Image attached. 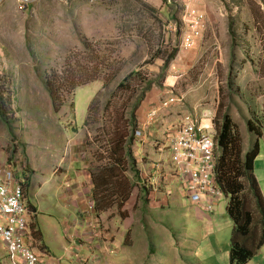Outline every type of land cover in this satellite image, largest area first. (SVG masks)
Returning a JSON list of instances; mask_svg holds the SVG:
<instances>
[{
    "label": "rangeland",
    "instance_id": "obj_1",
    "mask_svg": "<svg viewBox=\"0 0 264 264\" xmlns=\"http://www.w3.org/2000/svg\"><path fill=\"white\" fill-rule=\"evenodd\" d=\"M6 2L11 6L0 9V86L7 103L5 118L11 120L12 132L0 119V174L6 172L13 180L21 181L29 208L28 227L31 232L32 225L41 229L44 244L55 261L85 264L81 255L64 251L66 247H78L77 241L71 246L64 239L79 228L75 206L87 207V191L71 189L69 177L76 179L78 172L69 170L84 166L88 150L83 122L95 96L99 94L103 102L106 100L107 92L102 91L105 82L110 89L127 73L138 70L147 80L137 86L145 88L148 80L160 76L163 60L176 49L161 75L164 84L172 65L181 69L171 92L182 111L178 115L188 113L200 120L211 112V127L206 131L212 134L217 113H227L241 128L247 150L255 142L256 137L247 130L246 118L264 117V0H193L196 8H213L209 12L214 24L208 25L200 41L186 51L180 48L184 30L181 0L171 5L163 0L172 6L164 12L157 8L150 11L142 0H32L25 8L15 0ZM80 37L96 51L92 54L99 63H85L86 58H81L82 63L74 64L83 51L88 54ZM217 47L223 63L217 62ZM68 60L76 69L83 65L87 72L93 69L99 78L65 95L64 105L54 113L38 76L61 72ZM115 72L117 76L111 79ZM258 146L254 173L264 198V136L258 139ZM222 198L227 203V198ZM30 204L37 208L36 215ZM133 204L127 220L117 222L114 213L118 216V212L112 209L113 214L103 220L108 229L100 223L98 227L90 226L86 229L89 235L87 232L84 236L86 242L79 245L91 251V238L118 224L119 235L121 228L125 231L129 227V231L125 237H114V250L122 253V247H128L133 264H229V252L217 262L207 256L191 258V250L198 252L203 244L195 231L183 242L175 260L177 241H181L178 233L183 227L195 225L189 211L175 205L169 211L153 203L145 210L139 200ZM226 219L227 226L220 227L212 237L223 247H229L232 227L227 214ZM36 245L38 251L42 250V244ZM193 245H197L195 249ZM94 254L91 252L90 257L96 264ZM120 262L118 257L110 259V264ZM247 264H264V246Z\"/></svg>",
    "mask_w": 264,
    "mask_h": 264
},
{
    "label": "trees",
    "instance_id": "obj_2",
    "mask_svg": "<svg viewBox=\"0 0 264 264\" xmlns=\"http://www.w3.org/2000/svg\"><path fill=\"white\" fill-rule=\"evenodd\" d=\"M231 40L232 43L235 42L234 39ZM80 43L88 54L86 56L83 51L74 64L82 63L81 58H86L85 63H99L98 58L92 54L95 50L87 45V40L80 37ZM176 52L174 49L163 60L160 76H156V80H148L145 88L139 89L137 86L143 79L147 80L145 75L138 70L130 71L116 86L108 89V82L102 85V91L107 92L104 102L98 94L88 105L83 122L87 131L85 145L88 153L83 163L89 176L91 213L95 216L116 209L119 217L125 218L126 211L123 208L134 188L139 190L137 200L143 209L146 210L153 200L150 198L151 187L140 181L134 153L136 132L139 129L138 110L146 93L154 87H161V74ZM117 73L115 72L111 79H114ZM231 76L232 74L228 79L232 86L234 79ZM98 78L93 69H88L87 72L86 65L76 69L71 66L69 60L64 63L61 72L50 71L38 76L54 113H58L64 105L65 95L78 86L97 81ZM3 95V88L0 86V119L12 132L11 120L5 118L7 103ZM218 113L214 124L215 180L227 198L225 209L232 223L229 263L247 264L264 246V198L254 173V161L259 153L258 139L264 136V117L246 120L247 130L256 140L244 151L239 125L227 113ZM19 182L23 187L21 181ZM29 207L35 212L33 206ZM31 229V237L40 240L39 227L32 225Z\"/></svg>",
    "mask_w": 264,
    "mask_h": 264
},
{
    "label": "crops",
    "instance_id": "obj_3",
    "mask_svg": "<svg viewBox=\"0 0 264 264\" xmlns=\"http://www.w3.org/2000/svg\"><path fill=\"white\" fill-rule=\"evenodd\" d=\"M142 1L145 4H147L149 8L154 12L156 11V8L160 12H164L172 7L165 5L163 0H142ZM10 6L11 4L6 2L5 4H2L0 6V9L9 8ZM198 8L205 11L204 14L206 16V21L209 27L210 26L213 27L214 24L213 16L209 12L210 10L212 11L213 8L207 5L205 6V8L203 6H198ZM214 53L215 52H213V54ZM223 61L224 58L223 55L221 56V49H220L217 52V62L223 63ZM180 71L181 69L179 70L177 69L176 66L172 65L168 70V74L164 84H161L160 88L156 87L158 90L156 88H153L145 96L138 110V125H139L140 135L136 137V143L134 145V153L137 161V167L140 172L139 175L140 181L142 183L144 182L148 184V186H151V183L153 181H156V193H151L150 198L152 197L153 200H151L150 203L151 204L153 203L154 205L156 204V206L159 207H166L167 209H169V211H170L169 207L171 205H175L182 210H188L192 222L195 223V225L190 224L188 228L183 227L178 233V237L181 241H177L178 246L176 249L177 254L175 255V260L178 259V250L183 246V242L189 240V238L193 235V232L195 231L197 232L199 239L203 240V244L201 245V250H199L198 252L191 250L190 257L197 259L202 256H207V258L213 260L214 262H217L219 258H223V257L225 258L229 248L227 247V245L226 247H223V245L219 244V242L212 241L214 232H219L220 227L227 226L228 222L224 211V209L226 208V201H223L222 198L215 204L212 211H206L204 208L201 207L203 204L193 205L191 202H189L186 199L178 180L175 177H173L171 174L168 143L165 141L163 136V134L168 128L178 123L181 116L178 115L179 113L182 112L180 110V105L176 106V103H171L167 108L164 109L160 108L162 102L174 96L173 94H171V92L173 91L174 85L177 83L178 79L181 76ZM240 74H241V70L238 73V78ZM164 92L166 93V95L167 93L169 95L168 96L164 95ZM154 109H159L156 120L153 124L146 125L145 124L146 115L148 111ZM189 115L197 123L200 122V124L205 128L211 127L212 115H213L211 112H209L208 115H203V118L200 120L192 116V114ZM204 122H206V124H203ZM212 134H215V132ZM240 134L242 137L241 128H240ZM242 142H243V137H242ZM243 150L244 151L247 150V148L244 146V143H243ZM85 168L86 166L84 165L82 167L78 166L75 169L69 170V172H76V171L78 172L75 173V175H77L76 179H72L71 176L69 177V180L72 181L71 189H75L76 192L83 190L82 188H84V190L87 191L86 193L87 207L86 208L82 207L80 209H77V205L75 206V209L77 210L76 213H78L77 221L79 228L76 230V233L71 232L68 235L64 236V239L66 243H69L71 246H74L75 242L77 241L78 244H76V246L78 245V247L75 248L66 247L64 248V251L66 254L69 255H81L84 262L88 261V263L85 264H94L92 257H90L91 252H95L93 257L97 258L96 264H110V259H112V257H118V259H120L121 262L118 264H133V260L129 258L128 247H122L123 251L122 253H119V251L114 250V245H113V243L116 242V238L114 237L117 236L118 238H122L119 237L122 235L125 237L126 233L129 231V227L125 231H123V228H121L122 233L120 235H119V230L116 228L118 224H116L115 228L107 232H104L102 234L98 232L97 235L98 237L91 238V240L93 241L92 244L93 249L91 251L90 250L87 251V248L84 245L82 244L79 245L80 243L86 242L85 240L86 238L84 236L87 234V232L89 235V231L86 229L90 228V226L98 227L100 223L103 225L104 229H108L107 227L104 226L103 220L106 217V215L113 214L112 210L101 213L98 216H95L94 214L91 213L90 183H89V176ZM0 177L4 179L5 178L8 179L7 176H0ZM81 184H83V186H81ZM138 191H139L138 188H134L129 200L127 201V203L123 208L124 211H126V216L125 218H123L125 220H127V218L129 217V211L134 206L133 203L138 199ZM30 205L33 206L32 204ZM149 206L152 207L150 204ZM34 208H35L34 215H36L38 210L36 207ZM217 210L218 212H216ZM90 216L92 217V219H88ZM114 216L118 217L117 222L122 220L119 217V215L117 216L115 213ZM94 218L95 220H93ZM40 232H41L40 241H38L39 239H36L37 241L34 239L35 244L33 247V250L37 254L40 263L61 264L59 261H55L51 257L47 245L44 244V240H43L44 236L41 229ZM80 236L82 240L80 239ZM37 242L42 244V250H40L42 253L37 250V245H36ZM196 246L197 245H193L192 246L193 249H195ZM82 251L84 252L83 254H81ZM13 263H18V262L15 259L10 258L5 248V245L0 240V264H13Z\"/></svg>",
    "mask_w": 264,
    "mask_h": 264
},
{
    "label": "built area",
    "instance_id": "obj_4",
    "mask_svg": "<svg viewBox=\"0 0 264 264\" xmlns=\"http://www.w3.org/2000/svg\"><path fill=\"white\" fill-rule=\"evenodd\" d=\"M6 1L0 0V6ZM15 1L20 7L25 8L32 0ZM175 2L176 0H166L169 5ZM181 4L184 30L180 48L186 51L196 45L206 31L208 23L204 12L194 7L193 0H181ZM216 50L220 49L217 47ZM177 101L178 99L170 97L162 102L160 108H167ZM158 111L159 109L148 111L146 125L155 122ZM206 129L188 113H184L178 123L168 128L163 136L168 143L171 174L178 180L184 196L193 205L203 204L202 208L212 211L224 195L215 180L214 134H209ZM139 135L138 129L136 137ZM0 176L8 177V179L0 177V240L10 258L18 262L13 264H41L33 250L35 241L28 230L26 219L28 210L24 202L23 187L6 172ZM150 187L151 196V193H156V181H153Z\"/></svg>",
    "mask_w": 264,
    "mask_h": 264
},
{
    "label": "clouds",
    "instance_id": "obj_5",
    "mask_svg": "<svg viewBox=\"0 0 264 264\" xmlns=\"http://www.w3.org/2000/svg\"><path fill=\"white\" fill-rule=\"evenodd\" d=\"M214 136H215V134H214ZM19 181V180H18ZM27 206V205H26ZM28 230H29V232H30V228L28 227ZM31 234V233H30ZM33 239V238H32ZM34 240V239H33ZM87 262V261H86Z\"/></svg>",
    "mask_w": 264,
    "mask_h": 264
}]
</instances>
